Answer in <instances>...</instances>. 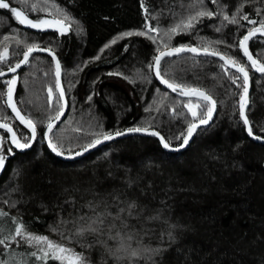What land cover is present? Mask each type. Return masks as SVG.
I'll list each match as a JSON object with an SVG mask.
<instances>
[{
  "label": "trees",
  "instance_id": "16d2710c",
  "mask_svg": "<svg viewBox=\"0 0 264 264\" xmlns=\"http://www.w3.org/2000/svg\"><path fill=\"white\" fill-rule=\"evenodd\" d=\"M6 2L10 7H23L17 0ZM32 2L35 0H29ZM50 3L70 15V30L58 35L52 30L31 29L20 25L9 9H0V53L6 46L7 61L14 65L22 59L16 53L23 51L27 42L51 49L57 56L68 103L65 119L50 135L58 150L73 154L96 139L94 133L134 127L157 131L170 147L179 146L181 133L186 134L192 120L183 106L189 99L160 87L149 64L158 54L157 46L168 39L164 31L194 11L190 5L195 0H143V6L142 0ZM204 6L217 12L223 7L230 16L241 8V14L249 19H264V0H219V4L204 0ZM37 15L45 16L34 12L29 18ZM221 20L222 16L205 17L191 34H173L170 43L197 46L202 38L224 41L213 47L239 60L249 71L251 93L246 116L254 134L264 137V75L252 72L239 47L228 46L259 25L240 19L239 25L225 22L218 32ZM146 23L160 30L159 35L149 33L157 36V43L146 36H122L147 31ZM248 47L254 58L259 57L258 63L264 62V38L250 40ZM221 65V61L189 54L161 62V71L167 72L164 78L200 88L217 102L213 121L196 131L186 151L169 153L155 138L131 136L78 161L64 162L48 152L42 140L48 117L55 115L58 97L54 67L47 56H31L15 75L14 102L21 114L33 121L37 135L29 151L19 153L11 148L9 153V137L0 131L7 157L0 169V211L8 214L0 217V238L14 235L12 218H16L32 234L83 252L91 264H264V145L246 136L240 119L238 102L243 88L237 84L243 83L242 77ZM0 67L6 65L0 63ZM237 76L240 79L233 84ZM10 78L0 80V90L5 93L0 95V122L11 126L18 138L31 137L7 107L3 81ZM49 87L53 89L51 99ZM92 118L96 120L93 123ZM132 200L142 214L128 218L124 231L131 230L134 239L129 252L138 251L139 258L130 259L125 252L116 261L101 244L84 247L96 237L74 235L77 225L83 223L80 217L90 212L89 202L115 213L117 206L124 207ZM156 216L159 218L147 219ZM107 243L111 246L113 241ZM32 252L36 251L22 241L19 245L13 241L0 245V261L43 264ZM47 264L59 262L49 259Z\"/></svg>",
  "mask_w": 264,
  "mask_h": 264
},
{
  "label": "snow or ice",
  "instance_id": "6c2138e0",
  "mask_svg": "<svg viewBox=\"0 0 264 264\" xmlns=\"http://www.w3.org/2000/svg\"><path fill=\"white\" fill-rule=\"evenodd\" d=\"M17 2L23 6L22 9L10 7V3L6 2V0H0V9H9L20 25L26 26L31 29H36L38 31L52 30L57 32L58 35H64L70 30L72 23L70 15L64 12L55 3H50V0H35V2L32 3H29V0H17ZM212 3L219 4V0H212ZM190 7L194 9V11L189 12V14L183 17L179 21V23L171 26L169 29L164 31L163 36H167L168 39L164 41L162 46H157L156 51L158 55L153 57L154 63L149 64V69L155 70V76L157 79H159V82L165 85L172 92L177 93L180 96L198 97L197 100L189 99L183 104V106L191 114L192 120L188 123L186 134L181 133L182 142L180 144V147H184L188 144L190 137L199 125H206L209 122V120L212 118L217 104L216 100L210 93H207L200 88H194L186 83H177L175 80L164 78L165 76H167V72L161 71L162 59L164 57H171L183 52H190L195 55L204 54L209 56H216L224 62L221 67H224V65H228L230 67H234L237 72L242 74L243 83L237 84V87H241L244 90L238 102V106L240 109L239 115L243 119L244 124L248 126V135L253 139L264 140V137H259L254 134L252 126L250 125L249 120L245 115L249 71L244 65L241 64L239 60L234 59L227 54H222L220 51L216 50L213 47V44L224 43V41H206L202 38L197 46L185 44L173 46L170 43L171 36L173 34H178L180 32L191 34V31L195 27V25L197 23H200L205 17L214 19L218 16H222L221 25L219 27H216V31L218 32L221 31L222 27L226 26L225 22H227V24L239 25L240 19H242L244 21H247L248 24H258V27L248 29L246 34L242 36L237 44L228 46L233 48L239 47L240 49H242L243 55L246 56L248 61L251 62V67L258 72L264 73V62L258 63L259 57L254 58L248 48V41L253 36H255L256 33H260V35L264 36V19H261L259 22L254 19H249V16L247 14H241V8H237L235 13L231 16L224 12L223 7H221L220 12H217L215 10L210 11L204 6V0H195V3L191 4ZM50 9L54 11H50ZM147 11L148 10L145 9L146 14ZM34 12L44 13L45 16L42 17L40 15H37L34 19L29 18L30 14ZM257 14L259 15V11L257 12ZM238 16L240 19L237 18ZM148 18L149 16L146 15V20ZM145 28L147 29V31L137 33L126 32L123 33L122 36L126 37L133 34L146 36L154 43H157V36H150L149 33L156 32L159 35L160 30L148 23L145 24ZM7 39H9V37H5V40ZM115 42V40L112 41V43ZM17 44L20 45L21 42L17 41ZM105 47H108V45H105ZM23 48V51L16 53V55L21 56L22 59L17 60L13 65L11 63H8L7 61L9 50L5 46V48L3 49V53H0V63L5 64L6 67H0V77L5 76L7 73H15L17 69H19L22 65L28 64L30 61V57L34 52L46 51L48 55L52 56L53 61H55V88L59 91V96L56 99L55 115L48 117V122L46 125L47 133H51L53 128L55 127L53 121L60 120L61 116L64 115V107H66V104H60V100L64 97V89L61 86V65L59 60L55 56V53L51 49H42L36 43L27 42H24ZM101 52H103V49H101ZM96 59H99V56H97ZM17 79L18 77L13 75L12 78L3 81V83L7 87V106L11 107L12 111L15 113L16 117L22 124H25L28 128H30L31 137L21 136L18 138L17 132L14 131L13 128L10 127L7 123H0V129H5L8 133L11 134V144H14L18 149H25L31 146L28 141L34 140L36 138L37 131L33 121L30 118H26L25 116L21 115V112L17 109L16 104L13 102V93L15 91L14 86L17 83ZM239 79V76L233 78L232 83L236 84L237 80ZM129 82L132 81L130 80ZM48 93L49 98L51 99L53 94L52 87H49ZM4 94L5 93L0 90V95ZM165 95L167 94L165 93ZM89 99H91V97H89ZM150 110V108L146 109V111ZM141 132L159 137L163 147L166 149L170 148V142H168L159 132L150 130L147 127H134L129 128L125 131H116L115 133H94L93 135H95L97 138L91 141L89 145H86L85 150H87L88 147H94L95 145L101 143L102 140H111L115 137L122 136L127 133ZM48 143L53 152H55L57 155L62 154L58 150V145L56 143H53L51 139L48 141ZM11 151V145H9L8 152L11 153ZM79 154L80 153H77V155ZM6 158L7 157L3 154L2 142H0V169L3 168ZM87 207L89 208L90 212L80 217V220H82L83 223L77 225L74 235L81 238H83L85 235H91L96 237V239L90 241L88 244L84 245V247H92L94 244H101L106 248L108 254L112 256L116 261L121 260L123 257L120 254L125 252H128L130 259L134 260L140 257V253L136 250H131L129 252V249H131V241L134 239V236L131 230L124 231V229H128V218L138 217L142 214V209L138 210V205L134 200L125 202L124 207L117 206V210L115 213L109 211L107 209V206H105V208L103 209H99V206L92 202H89ZM7 215V213L0 211V217H5ZM158 218V216L147 217V219L149 220ZM117 222H119V225L121 226L119 229L117 228ZM12 223L15 225V227L12 229L14 235L4 236L3 238H0V245H7L8 243L13 241H15L18 245L21 241L29 246H32L34 244L43 245V247L40 248V252L42 253V255H38L37 252L31 253L32 257H34L36 260L43 261V264H47V261L49 259L56 260L59 262V264H91V261L83 252H77L75 251V249L67 247L64 244L52 241L47 236L32 234L28 231L27 226L22 220L12 218ZM169 235L171 236V233H169ZM108 240L113 241V244L111 246L108 245ZM0 264H6V262L0 261Z\"/></svg>",
  "mask_w": 264,
  "mask_h": 264
},
{
  "label": "water",
  "instance_id": "95a60500",
  "mask_svg": "<svg viewBox=\"0 0 264 264\" xmlns=\"http://www.w3.org/2000/svg\"><path fill=\"white\" fill-rule=\"evenodd\" d=\"M254 38H264V36L260 35V33H256V35L253 36L250 40H252V39H254ZM250 40H249V41H250ZM249 41H248V43H249ZM248 48H249V47H248ZM241 50H242V49H241ZM242 52H243V50H242ZM185 54H189V55L197 56V57H208V58H212V59H215V60L221 61V60H220L218 57H216V56H209V55H204V54L195 55V54L190 53V52H183V53H180V54H178V55H173V56H171V57H164V58L162 59V61L165 60V59H168V58L178 57V56L185 55ZM33 55H44V56H47V57H49V58L51 59L52 64H53V67H54V78H55V81H56V76H55V61H53L52 56L48 55V53H47L46 51H38V52H34V53L32 54V56H33ZM157 55H158V54H157ZM55 56H56V55H55ZM56 57H57V56H56ZM245 57H246V56H245ZM57 59H58V58H57ZM246 59H247V57H246ZM247 60H248V59H247ZM162 61H161V62H162ZM221 62L224 64L223 61H221ZM153 63H154V62H153ZM248 63H249V65H250V68H251L252 72H254V73L257 74V75H264V73L258 72V71H256L254 68H252V67H251V62H250V61H248ZM25 65H26V64L22 65L19 69H17V71H16L15 73H7L5 76L0 77V80H3V79H5V78H9V77H12L13 75L18 74V73H19V72L25 67ZM224 66H225L227 69H229V70H231V71L237 73L238 75H240V76L242 77V74L239 73V72H237V71L235 70L234 67H230V66H228V65H224ZM152 75H153V78H154L155 82H156L160 87H162L163 89H165V90H167V91H169V92H172V91H171L170 89H168L165 85H163V84H161V83L159 82V79H157L156 76H155V70H154V69H152ZM242 79H243V77H242ZM61 86L63 87V84H62V69H61ZM14 87H15V86H14ZM243 91H244V90H243ZM56 92H57V95L59 96V91H58L57 89H56ZM172 93H174V92H172ZM250 93H251V80H250V77H249V82H248V93H247V97H246V101H247V103H246V105H245V115H246V109H247L248 104H249ZM174 94L178 95L177 93H174ZM242 94H243V92H242ZM178 96H180V95H178ZM180 97L185 98V99H198V97H195V96H193V97L180 96ZM13 102H14V93H13ZM6 103H7V98H6ZM14 103H15V102H14ZM60 103H61V105H65V104H66V107H64V115L61 116V118H60L59 121H53L55 127L53 128L52 132H53V131H54V130H55V129L61 124V122L65 119V117H66V115H67V112H68V103H67V100H66V98H65V94H64V97L60 100ZM7 107H8V106H7ZM8 109H9V111L11 112V114L13 115V117L15 118V120L17 121V123H18L19 125H21L22 127L26 128V129L29 131L30 135H31V130H30V128H28L25 124H22V123L20 122V120L16 117L15 113L12 111L11 107H8ZM239 110H240V109H239ZM21 115H22V114H21ZM215 115H216V108H215V111L213 112L212 118L209 120V122H208L206 125H199V126L195 129V131L193 132L192 136L190 137V139H189V141H188V144H187L186 146H184V147H180V145H179V146H177V147H170V148L166 149V148L163 147V145H162V143H161L159 137H157V136H152V135H148V134H146V133L141 132V133H127V134H125V135L115 137V138H113V139H111V140H102L101 143L95 145L94 147H88L87 150L82 149V150H80V151H78V152H75V153H73V154H69V155H64V154L57 155V154H56L55 152H53L52 149L49 147V143H48V141L50 140V135H51L52 132H51V133H47V127H46V128L44 129V131H43L42 140H43V144H44L45 148L48 150V152H50L54 157H56V158H58L59 160L64 161V162H74V161H78V160H80V159H82V158L88 156L89 154L95 152L96 150H98V149H100V148H102V147H104V146H106V145H108V144H110V143H113V142H116V141L122 140V139L127 138V137H131V136H139V137L155 138V139H157V141H158L159 145L161 146V148H162L163 150H165L166 152H169V153H181V152L186 151V150L189 148L190 144H191L192 141H193V137H194V134L196 133V131L199 130V129H201V128H204V127L210 125L211 122L213 121ZM240 119H241V121H242V123H243V125H244V129H245V134H246V136H247L252 142H254V143H256V144L264 145V140L253 139L251 136L248 135V132H247V127H248V126L244 124L243 119H242L241 117H240ZM0 123H1V122H0ZM10 127H11V126H10ZM0 131L6 133V134L8 135V137H9V141H10V145H11V148H12L13 150L19 152V153H25V152L29 151V150L32 148V146H33V144L35 143V140H36V138H35L34 140H30V142H29L30 145H31L30 147L25 148V149H18V148L15 147L14 144H11V134L8 133L5 129H0ZM77 153H80V154L77 155Z\"/></svg>",
  "mask_w": 264,
  "mask_h": 264
},
{
  "label": "rangeland",
  "instance_id": "374dc122",
  "mask_svg": "<svg viewBox=\"0 0 264 264\" xmlns=\"http://www.w3.org/2000/svg\"><path fill=\"white\" fill-rule=\"evenodd\" d=\"M6 98H7V96H6ZM188 111V110H187ZM189 113V112H188ZM190 114V113H189ZM190 116H191V114H190ZM90 117L89 116H86V119H89ZM90 120V119H89ZM96 120H95V118H92V121H91V123H93V122H95ZM85 122H88V120L87 121H85ZM102 139V138H101ZM0 142H2V144L3 143H5V141L4 140H2V138H0ZM8 142H9V140H8ZM83 149H85V148H83ZM17 239H19V238H17ZM51 239V238H50ZM52 241H55V240H53V239H51ZM55 242H57V241H55ZM59 243V242H58ZM61 244V243H60ZM27 245V244H26ZM65 245V244H64ZM29 246V245H28ZM67 246V245H66ZM30 247H32L36 252H38L40 255H42V253L40 252V248L41 247H43V245H32V246H30ZM67 247H69V246H67ZM71 248V247H70Z\"/></svg>",
  "mask_w": 264,
  "mask_h": 264
}]
</instances>
